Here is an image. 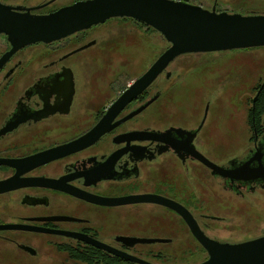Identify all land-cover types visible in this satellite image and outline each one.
<instances>
[{"label":"flooded vegetation","instance_id":"af4514ba","mask_svg":"<svg viewBox=\"0 0 264 264\" xmlns=\"http://www.w3.org/2000/svg\"><path fill=\"white\" fill-rule=\"evenodd\" d=\"M80 1L0 4L45 15ZM183 1L264 15V0ZM126 20L146 26L129 16L109 17L56 41L24 45L0 68V182H6L0 225H15L0 228V264H197L208 257L205 238L235 243L264 234L236 235L247 227L234 210L264 196V172L219 174L202 160L228 170L264 165V75L253 66L245 70L230 61L214 75L203 52L181 54L107 120L99 136L61 148L92 130L139 76L106 99L111 86L93 94L85 75L111 47L104 26ZM9 48L7 41L3 52ZM194 67L202 83L216 78L209 91L193 89L192 82L180 87L182 72L188 77ZM243 76L253 94L240 138L237 111L224 109V92L217 98L210 91ZM224 122L227 135L220 139Z\"/></svg>","mask_w":264,"mask_h":264},{"label":"water","instance_id":"95a60500","mask_svg":"<svg viewBox=\"0 0 264 264\" xmlns=\"http://www.w3.org/2000/svg\"><path fill=\"white\" fill-rule=\"evenodd\" d=\"M113 16H129L141 21L158 31L168 46L142 74L128 83L92 130L61 148L99 136L105 129V122L142 92L177 56L192 52L264 46V15L215 12L183 0H85L45 15L20 12L0 4V34L6 35L10 44V48L0 55V68L24 45L37 41H56ZM263 85L264 81L259 90ZM148 103L149 101L126 117ZM202 160L219 174L264 172L262 164L253 168L246 163L240 168L228 170L206 159ZM5 184L6 182H0V188H4ZM11 227L15 225H0V228ZM205 240L203 245L208 251V257L197 264H264V234L235 243ZM129 259L143 262L131 256Z\"/></svg>","mask_w":264,"mask_h":264},{"label":"rangeland","instance_id":"374dc122","mask_svg":"<svg viewBox=\"0 0 264 264\" xmlns=\"http://www.w3.org/2000/svg\"><path fill=\"white\" fill-rule=\"evenodd\" d=\"M104 28L105 34L110 38L105 43L107 44L111 40V42L107 44L111 47L110 49H101L102 52H99L98 62L94 61L92 63L93 66L90 67L92 70L85 73V75L92 78L89 91L93 94H103L110 90L107 89V86H111L112 93L109 96L107 95L106 99H108L112 97L113 94L120 91L132 78L140 75L166 48L167 41L160 33L146 26L131 22L130 20L124 22L112 21L106 24ZM130 29L131 31H129ZM118 44H120L119 50L117 48ZM101 45L105 44L102 43ZM6 47V39L3 35H0V53L3 52ZM201 55L202 54H200V56ZM201 60L203 64L209 65L208 70L212 71L214 75L216 73L223 74L222 65L230 61L237 63L238 66H245V70L247 67L253 66L257 75H264V46L207 51L205 53L203 52ZM181 76L182 79L179 81L180 87H190L189 83L192 82L193 89H198L199 92L204 90V88H202L204 85H206L205 88L209 91L210 84L216 82V78H214V81L210 80L208 83L206 81L205 84L202 83L199 78L200 67H194V71H190L188 77H186V71L184 73L182 72ZM246 80L247 76H243L241 82L236 85L218 83V88L212 92L210 91L212 96L224 92L221 93V95L224 96L223 99L221 98L224 109L227 111V108L230 107L233 108L234 111H237V114H235L238 116L236 123L237 127L240 126V131H238L237 136H240V138L245 135V131H242V128L245 127V116L248 106L247 97L253 94V91H250L251 84L245 82ZM176 92H178V90ZM184 94L185 93H182V97ZM218 95H216L217 98ZM166 96L169 97V91ZM215 100L217 102L219 101V99L216 98ZM233 103L235 107H231ZM231 120L235 119L232 118ZM233 124H235V122H233ZM226 129L227 123L224 125V130L222 131L221 129L219 133L220 139L226 138ZM234 210L243 222H241L242 225L245 224V227H247V230L243 228L239 234L237 233L236 235L240 237L255 236L263 232L264 196L258 198L254 204H239ZM175 262L191 264L190 259L175 260Z\"/></svg>","mask_w":264,"mask_h":264}]
</instances>
